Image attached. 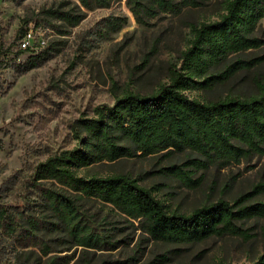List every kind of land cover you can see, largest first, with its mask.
Segmentation results:
<instances>
[{"label": "rangeland", "instance_id": "1", "mask_svg": "<svg viewBox=\"0 0 264 264\" xmlns=\"http://www.w3.org/2000/svg\"><path fill=\"white\" fill-rule=\"evenodd\" d=\"M197 1L178 12L156 11L138 19L126 0L92 9L78 0H0V50L19 49L23 28L32 33L33 50L18 60L41 52L45 56L23 73L11 66L0 69V204L18 214L24 229L37 226L35 239L0 229V264H253L259 260L264 253V216L237 222L248 238L225 234L191 243L165 242L151 237L140 219L114 205L55 184L76 199L95 234L108 242L88 247L70 236L30 185L39 163L78 145L77 135L84 136L77 129L78 119L94 116L97 106L112 105L126 93H153L170 80L171 70L180 67L182 52L190 46L193 27L218 20L228 0ZM50 9L83 17L71 26L53 17ZM251 37L258 38L260 46L231 54L211 69L210 74H222L228 65L241 61L222 82L187 94L202 101L257 96L264 75V19ZM13 57L10 53L8 58ZM190 157L196 155L189 151L136 155L91 164L78 169V174L131 176L169 212L183 214L219 199L233 203L264 184V155L206 168L184 165ZM172 165L188 170L199 182L187 185L167 170ZM256 202L264 203V189L252 193L246 203Z\"/></svg>", "mask_w": 264, "mask_h": 264}, {"label": "trees", "instance_id": "2", "mask_svg": "<svg viewBox=\"0 0 264 264\" xmlns=\"http://www.w3.org/2000/svg\"><path fill=\"white\" fill-rule=\"evenodd\" d=\"M78 1L85 9H92L108 8L116 0ZM126 2L138 19L143 14L178 12L182 7L198 4L197 0ZM49 12L71 26L80 23L83 17L71 11L50 9ZM262 19L264 0H228L225 12L218 20L193 27L190 46L182 52L180 67L171 70L168 82L153 93L130 92L118 97L112 105L97 106L94 116L78 119L77 129L84 136L77 135L79 143L76 147L52 154L37 165L31 187L39 192L43 203L63 221L70 236L79 244L101 247L108 242L95 234L76 199L54 187L55 184L82 197L114 205L130 217L140 219L151 237L165 242L191 243L225 234L249 237L237 222L264 216V203H246L252 193L264 189V184L255 185L252 192L239 196L233 203L219 199L190 214H183L169 212L166 205L136 178L123 174L85 177L78 174V169L162 152L168 155L189 151L196 157L188 158L183 164L194 168L239 163L253 154L264 155V75L257 84L258 95L249 98L202 101L187 94L188 90L209 89L222 82L241 61L228 65L222 74H210L211 69L231 54L260 46V40L251 35ZM19 33L21 40L26 30L20 28ZM31 50V47L20 46L16 51L1 49L0 69L11 66L16 72L23 73L35 67L45 58L42 52L31 54L26 61L18 60L21 54ZM10 53L14 55L12 59L8 58ZM2 81L0 76V94L3 92ZM167 170L191 187L199 182L181 166L172 165ZM21 221L14 210L0 204V229L10 235L19 233L20 238L35 239L37 226L30 224L24 229ZM253 264H264V253Z\"/></svg>", "mask_w": 264, "mask_h": 264}, {"label": "built area", "instance_id": "3", "mask_svg": "<svg viewBox=\"0 0 264 264\" xmlns=\"http://www.w3.org/2000/svg\"><path fill=\"white\" fill-rule=\"evenodd\" d=\"M31 37H32V33L26 32L25 36L20 40V47L21 48L31 47V45H30V38Z\"/></svg>", "mask_w": 264, "mask_h": 264}]
</instances>
